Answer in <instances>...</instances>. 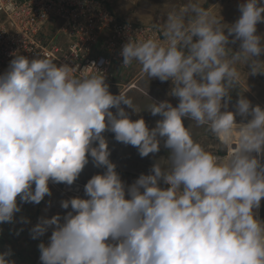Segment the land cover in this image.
<instances>
[{
  "label": "clouds",
  "instance_id": "1",
  "mask_svg": "<svg viewBox=\"0 0 264 264\" xmlns=\"http://www.w3.org/2000/svg\"><path fill=\"white\" fill-rule=\"evenodd\" d=\"M204 4L185 0L165 13L162 39L129 34L122 46L123 67L135 62L151 80L171 81L168 95L179 101L151 98L147 111L161 117L153 128L133 120L126 109L141 113L133 100L112 94L89 66L77 75L67 63L11 53L0 74V223L14 222L18 198L39 204L50 182L73 185L89 157L105 169L85 184L86 198L61 201L66 215L41 217L30 229L33 239L52 230L38 245L41 264H264L256 214L264 200V107L240 93L228 110L241 67L264 75V34H257L264 2L244 0L231 24ZM193 125L206 127L226 154L197 142ZM106 131L142 158L161 146L169 155L128 185L110 160ZM11 255L0 253V264H15Z\"/></svg>",
  "mask_w": 264,
  "mask_h": 264
},
{
  "label": "built area",
  "instance_id": "2",
  "mask_svg": "<svg viewBox=\"0 0 264 264\" xmlns=\"http://www.w3.org/2000/svg\"><path fill=\"white\" fill-rule=\"evenodd\" d=\"M114 0H0V74L19 52L29 59L42 57L58 65L69 64L73 72L89 66L90 75L105 76L112 94L133 89L145 92L139 85L141 66L123 67L120 55L128 35L162 39L161 28L123 19L111 6ZM95 62V65H93ZM135 78V82L133 81ZM120 87V90L115 88ZM226 153L224 152V156ZM84 184L60 183V190L79 196ZM262 206V202H261ZM261 206L256 210L261 215Z\"/></svg>",
  "mask_w": 264,
  "mask_h": 264
},
{
  "label": "rangeland",
  "instance_id": "3",
  "mask_svg": "<svg viewBox=\"0 0 264 264\" xmlns=\"http://www.w3.org/2000/svg\"><path fill=\"white\" fill-rule=\"evenodd\" d=\"M185 0H137L129 3L119 2L116 3V9L123 19L132 20L134 22L143 23L147 25L157 26L161 28L164 20H166L165 13L172 7L183 4ZM244 0H205L204 6L210 8L211 11L218 17H223V22L226 24L234 23L240 16L238 5ZM264 2V0H262ZM119 5V6H118ZM125 5V6H123ZM123 6V8L121 7ZM257 34H264V22L258 23ZM233 49H238L239 43L229 45ZM264 60V56L260 57ZM135 80V78H133ZM146 91L141 92L133 89L128 91L126 95L133 100L134 105L141 111V113H133L131 109H126L131 114L133 120L143 117L149 128L155 127L156 121L161 117L159 115L153 116L147 109L152 104V99L160 102L170 100L175 106L178 104V99L169 97L168 93L171 90V81L161 82L159 79H150L144 73L138 80ZM113 89L112 87L109 89ZM120 90V87L115 88ZM242 93L249 99L253 106L260 105L264 107V75H247V69L241 67V79L239 86L231 91L232 100L229 104L228 110L235 112V104ZM116 95V94H115ZM152 98V99H151ZM115 111V109H113ZM237 123L246 122L243 118L237 115ZM185 126H189L192 122L188 119L184 121ZM193 138L204 146L208 151L221 156L224 151L220 150L219 142L209 132L206 127L191 128ZM108 141L109 150L111 152L110 160L117 165V171L121 175L126 184H132L142 173L148 174L155 160L160 158H167L169 152L163 146L156 154H149L148 157H141L136 147L125 145L115 140V134L109 131L104 133ZM105 171L103 168H97L89 157V163L85 166L84 170L77 178L78 181L84 185L88 180L96 175ZM59 184L49 183L51 195L45 196L44 200L39 204L20 202L21 211L16 213L13 223H0V253L6 252L11 249L12 255L7 259L14 260L15 264H41L40 252L38 245L43 242L47 244L52 230L49 229L43 236L33 239L30 229L35 226L41 217L51 218L57 214L63 217L67 211L71 209H63L61 201L70 199L71 196L63 193L60 190ZM35 186L33 185V188ZM79 197L86 198L85 193ZM261 215L264 222V200H262ZM27 218L28 222L23 221L21 218ZM22 229V230H21Z\"/></svg>",
  "mask_w": 264,
  "mask_h": 264
},
{
  "label": "crops",
  "instance_id": "4",
  "mask_svg": "<svg viewBox=\"0 0 264 264\" xmlns=\"http://www.w3.org/2000/svg\"><path fill=\"white\" fill-rule=\"evenodd\" d=\"M132 1H137V0H114V1H112V4H111V6H112V8L114 9V10H116L117 12H118V10L116 9L117 7H116V3H118L119 2V5H120V3H122V2H125V3H129V2H132ZM118 5V6H119ZM123 6H125V5H123ZM123 6H121L122 8H123ZM143 74V73H142ZM142 74H140V75H138V73H137V78L139 79V78H141V75ZM116 89H114L113 91H115Z\"/></svg>",
  "mask_w": 264,
  "mask_h": 264
},
{
  "label": "bare ground",
  "instance_id": "5",
  "mask_svg": "<svg viewBox=\"0 0 264 264\" xmlns=\"http://www.w3.org/2000/svg\"><path fill=\"white\" fill-rule=\"evenodd\" d=\"M117 13H118V12H117ZM118 14H119V13H118ZM131 21H132V20H131ZM132 22H134V21H132ZM135 23H137V22H135ZM131 82H135V83H136L137 81L133 80V81H131ZM116 95H117V94H116ZM216 155H217V154H216ZM258 219L261 220V221L263 222L262 217L258 216Z\"/></svg>",
  "mask_w": 264,
  "mask_h": 264
}]
</instances>
